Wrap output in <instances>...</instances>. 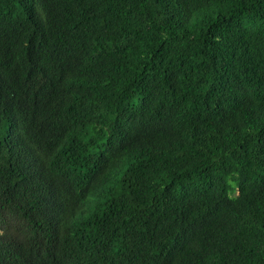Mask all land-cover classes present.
Listing matches in <instances>:
<instances>
[{
  "label": "trees",
  "instance_id": "obj_1",
  "mask_svg": "<svg viewBox=\"0 0 264 264\" xmlns=\"http://www.w3.org/2000/svg\"><path fill=\"white\" fill-rule=\"evenodd\" d=\"M0 264H264V0H0Z\"/></svg>",
  "mask_w": 264,
  "mask_h": 264
}]
</instances>
